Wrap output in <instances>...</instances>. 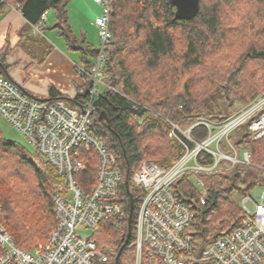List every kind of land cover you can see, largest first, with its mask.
Wrapping results in <instances>:
<instances>
[{
  "label": "trees",
  "instance_id": "trees-1",
  "mask_svg": "<svg viewBox=\"0 0 264 264\" xmlns=\"http://www.w3.org/2000/svg\"><path fill=\"white\" fill-rule=\"evenodd\" d=\"M15 1L34 25L54 9L56 27L66 36L65 0ZM109 3L112 37L104 53L105 87L94 101L98 112L91 116L88 129L115 154L122 175L117 200L123 215L102 221L95 235L112 252L106 250L110 264L118 253V264H132L135 219L143 191L134 186L131 177L143 161L160 168L177 161L181 148L168 137L171 124L183 131L198 118L222 123L238 104L249 105L264 96V0H200L198 15L188 21H173L174 8L168 0ZM86 48L82 63L89 69L98 49ZM5 56L0 54V77L7 74ZM83 79L84 85L73 99L55 95L44 101L62 99L80 108L91 87L90 79ZM100 111L107 115L108 123L99 118ZM262 112L264 109L228 137L236 151L249 153L250 164L229 169L230 163L222 161L218 171L198 177L206 192L204 204L199 202V190L190 174L173 185L174 195L193 215L186 234L198 251L240 225L242 211L234 193L264 189V136L254 139L249 132ZM206 136L202 126L190 131L196 142ZM220 148L232 154L226 144ZM34 151L30 155L12 142L0 141V224L14 244L26 251L46 242L56 223L54 185L60 179ZM86 158V171L77 179L84 189L93 185L96 170L93 154ZM197 161L212 165L213 158L203 153Z\"/></svg>",
  "mask_w": 264,
  "mask_h": 264
},
{
  "label": "built area",
  "instance_id": "built-area-1",
  "mask_svg": "<svg viewBox=\"0 0 264 264\" xmlns=\"http://www.w3.org/2000/svg\"><path fill=\"white\" fill-rule=\"evenodd\" d=\"M92 1L102 11L93 22L98 30L99 48L89 69L83 63L75 66L78 76L91 81L80 108L68 106L62 99L51 102L36 99L10 79L0 77V116L38 151L60 178L54 185L56 223L46 243L23 250L0 224V264H110L104 247H98L91 237L80 235L86 230L96 232L109 217L118 220L123 215L117 200L122 175L115 154L88 129L91 116L98 112L94 105L100 93L98 87H105L104 53L112 37L109 0ZM45 20L42 15L32 26L33 35L41 34ZM261 109H243L222 123L198 118L183 131L173 126L169 137L181 148L177 161L169 168H160L150 161L140 164L131 177L134 186L143 191L132 264H264L263 188H256L254 196L234 193L242 211L240 225L199 251L186 234L193 215L173 193L175 182L190 174L199 190V202L204 204L206 192L200 175L218 171L222 161L230 163L229 169L236 164H250L249 153L243 151L239 155L228 137ZM263 117L264 114L250 125L254 139L264 136ZM197 126L207 130L206 138L200 142L190 137V131ZM223 143L231 149V155L221 151ZM88 153L95 157L96 170L93 185L84 189L77 179L86 171ZM203 153L211 155L212 165L198 163L197 158Z\"/></svg>",
  "mask_w": 264,
  "mask_h": 264
},
{
  "label": "crops",
  "instance_id": "crops-1",
  "mask_svg": "<svg viewBox=\"0 0 264 264\" xmlns=\"http://www.w3.org/2000/svg\"><path fill=\"white\" fill-rule=\"evenodd\" d=\"M65 2L66 36L56 27L54 9L44 14L41 34L33 35L34 24L24 18L18 3L0 0V54L6 55V77L39 100L55 95L73 99L84 85L75 66L82 63L86 47H92L89 32L96 29L93 22L102 11L92 0Z\"/></svg>",
  "mask_w": 264,
  "mask_h": 264
},
{
  "label": "rangeland",
  "instance_id": "rangeland-1",
  "mask_svg": "<svg viewBox=\"0 0 264 264\" xmlns=\"http://www.w3.org/2000/svg\"><path fill=\"white\" fill-rule=\"evenodd\" d=\"M89 34H90L89 35V38H90L89 42H91L90 44L92 45L91 48L94 49V50L98 49L99 48V35H98L97 28L94 29V32L90 31ZM88 58H91V57L88 56ZM98 88L101 91V86H99ZM67 105L71 106L70 104H67ZM249 107L250 108L253 107L254 109H259L260 107H262V109H264V96L263 97H259V99H257L254 103H251L249 105H246L245 103L244 104H238L237 108L235 109V112L232 113L228 118H232L233 116L237 115L243 109L245 110V109H247ZM263 114H264V112H262V114L260 116H262ZM168 137H169V135H168ZM0 141H2V142L3 141L12 142L13 144H16V146L18 148L23 149L24 151H26L30 155H33L35 153L33 147L31 146V144L21 134H19L8 122H6L1 116H0ZM172 142H174V141L172 140ZM238 153H239V155H241V153H243V151L238 152ZM250 194L252 196H254L255 190H253ZM80 235H82L84 237H91V239L97 244L98 247H104L107 250L108 253H112V252H110L108 250V248L104 244H100L98 242V239L96 238V235H95L94 231L86 230V231L80 232ZM45 243L46 242H43V244H45ZM37 244H40V243H37ZM34 246L35 245H33V247ZM33 247H31V249Z\"/></svg>",
  "mask_w": 264,
  "mask_h": 264
},
{
  "label": "water",
  "instance_id": "water-1",
  "mask_svg": "<svg viewBox=\"0 0 264 264\" xmlns=\"http://www.w3.org/2000/svg\"><path fill=\"white\" fill-rule=\"evenodd\" d=\"M171 6L174 8V16L173 21H188L192 20L198 15L200 0H168ZM84 49V47H81ZM99 118L106 121L108 123L107 115L100 111ZM234 184V179L232 178V182L230 187ZM120 253L117 254L115 258L116 264H118V258Z\"/></svg>",
  "mask_w": 264,
  "mask_h": 264
},
{
  "label": "bare ground",
  "instance_id": "bare-ground-1",
  "mask_svg": "<svg viewBox=\"0 0 264 264\" xmlns=\"http://www.w3.org/2000/svg\"><path fill=\"white\" fill-rule=\"evenodd\" d=\"M89 86V85H88ZM262 123L264 124V117H263V119H262ZM173 126H177V125H172L171 124V130H172V128H173ZM242 128V127H241ZM171 130H170V132H171ZM235 137V136H234ZM231 139V138H230ZM173 140V139H172ZM174 141V143H176V141L175 140H173ZM90 182V181H89ZM186 190V189H185ZM140 204H141V202H140ZM140 206V205H139ZM203 207V206H202ZM138 212H139V208H138V210H137V214H136V219H135V225H136V222H137V216H138ZM130 220H131V208H130V215H129V218H128V225H130ZM116 258V257H115ZM114 264H116V262H114Z\"/></svg>",
  "mask_w": 264,
  "mask_h": 264
}]
</instances>
